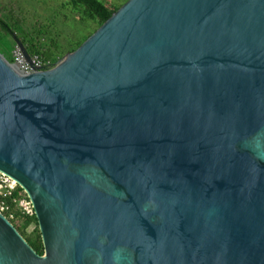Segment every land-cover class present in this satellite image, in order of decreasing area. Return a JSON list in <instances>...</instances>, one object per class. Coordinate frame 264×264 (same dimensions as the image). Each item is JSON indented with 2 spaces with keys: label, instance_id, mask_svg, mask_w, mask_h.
<instances>
[{
  "label": "water",
  "instance_id": "95a60500",
  "mask_svg": "<svg viewBox=\"0 0 264 264\" xmlns=\"http://www.w3.org/2000/svg\"><path fill=\"white\" fill-rule=\"evenodd\" d=\"M0 170L44 246L0 213V264H264V0H127L52 68L0 52Z\"/></svg>",
  "mask_w": 264,
  "mask_h": 264
},
{
  "label": "rangeland",
  "instance_id": "374dc122",
  "mask_svg": "<svg viewBox=\"0 0 264 264\" xmlns=\"http://www.w3.org/2000/svg\"><path fill=\"white\" fill-rule=\"evenodd\" d=\"M111 2L121 5L125 0ZM0 14L12 26L18 40L32 38L43 48H49L52 42L58 44L59 49L51 60L52 67L69 54L66 49L69 40L75 46L97 29L95 23L81 21L69 0H0ZM17 47L23 46L0 27V52L10 62ZM17 227L25 228V234L32 238L40 232L35 222L24 227L23 218Z\"/></svg>",
  "mask_w": 264,
  "mask_h": 264
},
{
  "label": "trees",
  "instance_id": "16d2710c",
  "mask_svg": "<svg viewBox=\"0 0 264 264\" xmlns=\"http://www.w3.org/2000/svg\"><path fill=\"white\" fill-rule=\"evenodd\" d=\"M127 0H125L126 2ZM123 2L122 4H124ZM69 4L73 7V9L78 13L81 21L86 22L90 21L97 25V28L101 26L115 11H117L120 6L111 2V0H69ZM0 27L3 31H5L10 36L14 37L19 45L23 46L28 54L38 53L46 60H52L55 56V51L59 49L57 43H53L49 48H43L35 43L34 39L30 38L28 41L26 40H18V37L15 34L12 26L1 16L0 14ZM91 35V34H90ZM90 35L85 37L75 46H73L72 41L69 40V43L66 44V49L69 50V53L76 50L84 40H86ZM71 45V46H70ZM37 223L38 220L35 216H25L24 217V227L28 226L31 223ZM18 231L24 236V238L28 241V243L39 253H44V246L41 238V233L38 232L36 237L32 238L25 234V228L17 227Z\"/></svg>",
  "mask_w": 264,
  "mask_h": 264
},
{
  "label": "built area",
  "instance_id": "2783aa9c",
  "mask_svg": "<svg viewBox=\"0 0 264 264\" xmlns=\"http://www.w3.org/2000/svg\"><path fill=\"white\" fill-rule=\"evenodd\" d=\"M12 63L22 72L52 68L51 60H46L40 54L26 56L22 47H17L13 53ZM0 213L3 214L17 228L25 216L35 214L34 205L26 190L18 181L0 170Z\"/></svg>",
  "mask_w": 264,
  "mask_h": 264
}]
</instances>
